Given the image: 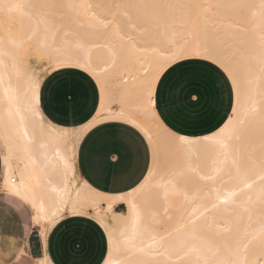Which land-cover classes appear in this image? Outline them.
<instances>
[{
  "label": "bare ground",
  "instance_id": "1",
  "mask_svg": "<svg viewBox=\"0 0 264 264\" xmlns=\"http://www.w3.org/2000/svg\"><path fill=\"white\" fill-rule=\"evenodd\" d=\"M40 1L0 0V96L3 95L5 87L11 84L12 94L15 98L13 106L20 108L21 115L31 117L30 119L26 118L24 125L21 126V129L26 127L30 134L29 137L17 141L21 129H17L15 135L11 137V142L13 144L19 142L22 150L15 154L6 171L3 164L2 187L5 180L9 183L13 179L24 180L25 185L31 191L22 194L33 210L35 223L41 225L44 238L64 215L81 214L92 218L105 230L108 250L104 260L111 261V264H133L137 259L165 260L164 256L151 254L143 257L140 254L135 257L130 255L126 250V237L132 234L136 211H141V224L154 230L158 236L165 237V244L170 250L173 247L178 248L179 234L172 232V235L169 236V232L172 231V226L175 225L177 219L183 218L178 217L177 214L188 207L184 202L183 195L172 193L167 202L162 200L161 206L150 212H144L142 206L151 198V189L146 187L139 192L133 191L138 188L140 183H143L144 178L135 187L124 193H102L92 188L78 175L75 156L82 136L93 121L96 123L92 126L109 120L127 123V120L131 118L134 123L141 125L144 131L138 130L145 137L150 148L151 160L148 170L152 167V148L147 139L149 135L152 138L151 144L156 146L160 159H171L175 149L170 142L169 133L174 132L161 122L156 111L154 118L146 112L148 106L142 95V86L146 79L152 81L154 106L155 85L166 68L161 70L159 65L154 62L153 57L165 49L176 50L182 46H190L197 36L200 39L212 40L213 37H210V34H195L194 36L179 34L173 27V24L189 21L186 13L190 11V7H182V5H189L193 2L197 4V1L190 2V0L189 3L183 0H71L77 7L73 10L64 9L61 17L56 15L60 14L61 8L57 10L58 8L35 7L28 10L31 18L25 14V9L7 7L8 5L22 4H53V0ZM201 1L202 4L200 3L201 5L196 7L200 6L198 9L200 18L198 17L195 22L196 26L197 24L201 27L205 26L207 30L206 25H209L210 29L213 25L221 28V33L218 36L227 39V42L216 41L221 49L220 55L240 78L243 89L248 86L246 78L259 77L261 68L264 66L260 57L261 40L264 39L261 35L264 19L261 18L259 11L261 0H250L249 4L245 0L251 9L244 13L245 16L241 12L240 16H244H241L242 18L235 15L240 20L235 18L238 20L237 22L230 20L234 13L229 15V12L220 10L225 8L228 11L233 3H224L220 0ZM226 1L229 2V0ZM235 1L232 2L236 3ZM241 1L240 3L244 2ZM194 3L193 5H195ZM240 3H236V5H240ZM81 5H91V8L80 7ZM133 5H173V7H133ZM236 5H232V7H236ZM196 8H192V10L194 11ZM53 10L55 11L54 15L52 14ZM191 18L193 17L188 16L190 21ZM79 19H87L92 23L105 19L108 23L107 27H99L97 30L85 32L77 23ZM232 23L239 25L242 31L234 32ZM205 29H201L202 32ZM197 30L199 29L197 28ZM121 43L130 47L133 55L126 60L117 57L116 64L109 66L108 62L113 59V50ZM29 51L38 57L49 58L53 70L64 68L57 61L69 55H79L91 59L95 71L86 73L96 82L100 100L95 115L86 125L75 129L61 128L45 119L40 108L35 116L26 112L33 87L35 86L38 93L42 79L25 59ZM189 58L203 59L192 56H187L184 59ZM77 69L83 71L82 68ZM226 75L228 76L227 73ZM97 78H99V82ZM241 99L243 101V95ZM244 107L247 108L248 105L244 104ZM41 119L45 123L40 129V135L33 137V129L40 126ZM129 125L132 126V124ZM222 126L223 124L220 127ZM4 136L5 131L0 125L2 162L5 148ZM251 150L255 151L257 155L259 154L258 140L251 144ZM188 151L192 153L193 160H196L205 172L211 171L212 156L210 154L197 148H190ZM147 174L148 171L145 176ZM207 183H211V181H207ZM257 185H259L258 180ZM258 197L259 192L255 190L253 192L255 203L251 218L244 215L243 219L234 218L232 221L234 227L240 228V237L244 235L245 230L248 232L258 231L261 227L260 222L264 217L260 215ZM205 202V200H201V204ZM120 203L125 208L115 210V207ZM133 204L137 205L136 209L133 208ZM169 205V211L165 213L164 209ZM167 217H171V219L169 220ZM208 220L213 225L210 231L215 230L221 232L222 235H228L222 232L225 225L216 223L215 217H208ZM227 243L235 250L238 243L237 237H233ZM232 258L239 259L241 264L245 259L242 254H236ZM42 264L51 263L45 258ZM167 264H182V261L169 257Z\"/></svg>",
  "mask_w": 264,
  "mask_h": 264
},
{
  "label": "snow or ice",
  "instance_id": "2",
  "mask_svg": "<svg viewBox=\"0 0 264 264\" xmlns=\"http://www.w3.org/2000/svg\"><path fill=\"white\" fill-rule=\"evenodd\" d=\"M9 8L25 9L26 15L31 18L30 12L35 7L40 8H61L73 10L77 7L71 0H64L61 3L53 4H22L8 5ZM80 7L91 8V5H81ZM119 7V5H117ZM133 7H173V5H133ZM182 7L195 8L197 5H182ZM240 8L250 7L247 4L237 5ZM254 7V6H253ZM261 18L264 19V0L259 5ZM81 30L87 32L97 30L99 27H107V21L100 19L92 23L87 19L77 21ZM243 27V26H242ZM261 35L264 37V26L261 27ZM123 39V38H121ZM219 37L212 40L200 39L196 37L190 46H182L176 50L165 49L153 60L159 65L161 70L168 68L174 62L179 67V61L187 56L202 57L215 64L228 74L232 88L230 92L231 114L215 131L209 130L208 134L201 136L181 135L179 132L169 133L170 142L175 151L169 160H161L158 150L151 144V136H147L152 148V167L144 177L143 183L133 191L139 192L146 187L151 189L152 196L144 202L142 210L150 212L161 206V201L167 202L170 194L180 193L184 202L188 205L182 212L178 213L172 232L179 234L180 242L178 248L171 250L165 244V237L158 236L151 228L141 224V211L135 213V224L131 236L126 237V250L132 256H164L165 260L152 261L137 259L133 264H167V258L174 257L182 261V264H241L239 259H233L236 254L244 256L243 264H264V219H261L260 229L248 232L244 231L242 237L239 236L240 228L234 227L233 219H243L244 215L251 218L253 212V192H259L260 215L264 217V66L261 68L259 77L246 78V87L242 89L240 78L233 71V68L220 55V47L216 43ZM80 47V45H78ZM226 47V45H225ZM133 52L130 47L121 43L112 52L113 59L109 61V66L116 64V58L126 60ZM260 57L264 65V39L261 40ZM61 67L82 68L83 71L94 73L90 58H83L79 55H69L57 61ZM106 71V69H104ZM69 78L72 73L62 74ZM99 82V78H97ZM69 82H53L52 89H64L63 105L66 114L75 110V98L71 95ZM12 86L5 87L3 95L0 96V125L5 131L3 164L5 171L10 167L11 161L22 146L17 142L13 144L11 137L15 135L17 129L24 125L26 117L21 115L19 107L13 106L14 96ZM95 89H93L94 102ZM142 95L146 99V112L155 117L153 106L152 81L145 80L142 86ZM243 95V101L241 99ZM234 98V102H233ZM40 97L33 87L32 96L27 104L26 112L35 116L39 112ZM244 104L248 107L245 108ZM45 121L41 119L39 127H34L32 136L39 137L40 129ZM96 123L95 121L92 124ZM127 123L133 127L144 131L140 124L134 123L129 118ZM89 124L88 127H91ZM26 127L20 130L17 141L29 137ZM134 135V134H133ZM138 139V138H137ZM135 146L133 136L127 134V130L122 131L115 140H107L103 137L94 146V159L107 165L110 160H115L117 164L123 159L124 141ZM258 140L259 154L251 150V144ZM246 141V142H243ZM190 148L203 149L205 153L212 156L211 171L205 172L196 160H193ZM226 177V179H225ZM257 180L259 185H257ZM211 181V183H207ZM29 189L24 180L10 183L5 180L4 186L0 187V221L13 217L16 211H25L23 203L25 196L22 193H29ZM162 194V195H161ZM201 200L206 202L201 204ZM136 209L137 205L133 204ZM169 207H165L167 213ZM84 214V213H82ZM208 217H215V222L224 224L223 233L210 229L213 225ZM171 219V217H167ZM111 236V233H109ZM237 237V248L233 250L227 243L228 240ZM111 244V241H109ZM188 259L185 260L184 258ZM103 260V257H102ZM4 264H12L7 260ZM77 264H85L78 261ZM103 264H111L109 260H103Z\"/></svg>",
  "mask_w": 264,
  "mask_h": 264
},
{
  "label": "crops",
  "instance_id": "3",
  "mask_svg": "<svg viewBox=\"0 0 264 264\" xmlns=\"http://www.w3.org/2000/svg\"><path fill=\"white\" fill-rule=\"evenodd\" d=\"M173 63L159 76L154 89V108L161 122L172 132L185 136H201L215 131L231 113L230 92L232 85L226 73L215 64L199 58ZM73 75L69 78L67 74ZM38 95L39 108L48 121L57 127L78 128L86 125L95 115L99 88L94 79L77 68H59L48 72L41 79ZM75 98V110L66 114L63 105L64 89L53 90V82H69ZM93 89H95L93 102ZM234 101V98H233ZM66 128V129H67ZM127 130L135 146L122 143L123 159L119 164L110 160L107 165L94 159V146L103 137L115 141ZM134 134V135H133ZM138 138V139H137ZM75 164L78 175L99 192L118 194L135 187L146 175L151 152L142 133L135 127L115 120L104 121L90 127L82 136L76 150ZM3 182V162L0 150V186ZM31 229L23 240L24 259L42 264L47 258L51 264H101L108 250L105 230L92 218L81 214L64 215L42 235L41 225L35 223L33 210ZM124 207L122 203L115 207ZM22 233H25L23 231ZM9 252L15 248L12 237L0 236V248ZM103 257V260H102ZM12 264H21L11 260Z\"/></svg>",
  "mask_w": 264,
  "mask_h": 264
},
{
  "label": "rangeland",
  "instance_id": "4",
  "mask_svg": "<svg viewBox=\"0 0 264 264\" xmlns=\"http://www.w3.org/2000/svg\"><path fill=\"white\" fill-rule=\"evenodd\" d=\"M55 1L57 3L60 2V1L63 2V0H53L52 3H54ZM183 1L189 2L190 0H187V1L186 0H183ZM195 1H197L196 2L197 4H195L192 0L190 2H193L195 5H201L202 4L201 3L202 2L201 0H195ZM212 1H214V0H212ZM218 1H215V2L218 3ZM220 1H222L224 3L227 2V3H230V4L233 3L232 5H236V3L239 4L241 0L240 1L239 0H236V1L235 0H229V2L226 1V0H224V1L223 0H220ZM232 1H235L236 3L232 2ZM249 1L250 0H246V2L248 4H249ZM45 2H47V1L45 0ZM241 2H243L244 4H247L245 2V0H242ZM193 3L192 4H189V5H193ZM243 3H240V4H243ZM232 5H230V7L228 8L229 9L228 11L225 8L223 10L220 9L223 12H229L230 13L229 15H231V14L234 13L233 16H231V19L229 18V15H227V17L230 20H232V22H235L236 19L239 20L238 17H240V18L244 17L245 16L244 13L245 12H248V10L251 9L250 7L240 8V7H237V5H236V7H237L236 8L235 6L232 7ZM199 7L200 6H198V8L195 7L196 8L195 10H197V11H195V10L193 11L192 8L190 7V11L188 13H186V15L188 14L186 16L187 17V20L190 21V19H188V16L189 17H193V18H191V21L190 22L188 21L189 23L187 22V23H176V24H173V27L175 28V30H177L176 32H178L179 34L180 33L181 34L183 33V34H189V35H192V36H194L195 34H197V35H199V34L200 35H202V34H210V37H219V40H217V42H220V43L227 42V39H225V38L222 39L220 36H218L219 33H221L220 32V30H221L220 27L213 25V26H211V29H210L209 28L210 26L209 25H206L208 27V30H207V29H205V26L204 27H201L199 24H197V26H196V23L195 22L197 21L198 17L200 18V16H199L200 14L198 15V12H199L198 9H199ZM53 9H55V8H53ZM57 10H59V8ZM57 10H56V12H58ZM63 10L64 9L59 10L60 11L59 12L60 14H56V13L55 14L58 15V16H60V15L62 16V14L64 12ZM188 10L189 9L187 8V11ZM52 12H53L52 14L54 15V12L55 11L53 10ZM241 12H243V14H244V16L241 15L242 17L240 16ZM235 15L238 16V17H236ZM58 19H59V17H58ZM233 19H234V21H233ZM238 20H236V22ZM231 25H233L232 26V30L234 32H236V31H238V32L242 31V29L240 30L241 27L239 25H235L233 23ZM197 28L199 30H197ZM201 29H205V30H203V32H202ZM232 30H229V31H232ZM25 59H27V61L29 62V66L30 67L32 66V69H34L35 71H37L38 75L42 79H43V77H44L45 74H47L48 72L54 71L53 68H51V66H52V64H50L51 62L48 60L49 58H47V57H44V56L38 57L32 51H29L28 54L26 55V58ZM113 106L115 107V104H113ZM64 128H67V127H64ZM67 129H73V128H67ZM23 207H24L25 211H23V212L16 211V213H15V215L13 217H10L9 219L4 220V221H0V236L3 237V236H6L7 235V236L12 237V243H13V246L15 248L13 251H10V253L7 252V251H5L3 249V247L0 248V264H4V262L7 261V260H17L18 263H21V264H36V262H34V261H26L24 259V255H25L24 254V251L23 252H19V249H23V240H24L26 234L31 229L37 228L36 226H33L32 223H31V210L29 209V207L25 203H23ZM124 208L125 207H119L118 210H123ZM23 231H25V233H22Z\"/></svg>",
  "mask_w": 264,
  "mask_h": 264
}]
</instances>
